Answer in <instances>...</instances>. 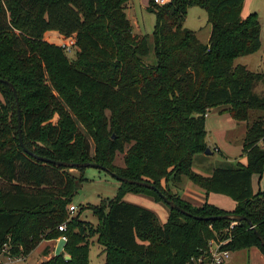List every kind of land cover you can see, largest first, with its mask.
Wrapping results in <instances>:
<instances>
[{
	"label": "trees",
	"instance_id": "obj_1",
	"mask_svg": "<svg viewBox=\"0 0 264 264\" xmlns=\"http://www.w3.org/2000/svg\"><path fill=\"white\" fill-rule=\"evenodd\" d=\"M126 2L0 0V79L15 91L21 143L34 155L71 164L22 150L13 94L0 80V244L26 254L41 239L64 236L60 252L39 264H87L92 241L101 264H184L231 221L211 216L240 214L249 222L233 225L228 248L254 246L264 256L254 231L264 239V189L251 187V175L260 178L264 169V118L248 120L251 110L264 111V97L253 90L264 84V70L233 64L260 46L256 12L242 17L243 0H148L152 28L138 33ZM189 6L206 13V42L182 25ZM49 30L73 38L71 56L44 38ZM211 108L246 120V162L202 175L191 163L207 146L204 114ZM116 152L123 153L121 167L112 163ZM83 162L153 188L118 180L111 197L88 206L95 224L81 219L80 209L68 216ZM182 176L204 195L228 196L233 208L182 199L174 188ZM125 193L163 202L161 193L181 211L163 202L167 214L158 222L153 211L123 200Z\"/></svg>",
	"mask_w": 264,
	"mask_h": 264
},
{
	"label": "rangeland",
	"instance_id": "obj_2",
	"mask_svg": "<svg viewBox=\"0 0 264 264\" xmlns=\"http://www.w3.org/2000/svg\"><path fill=\"white\" fill-rule=\"evenodd\" d=\"M245 4L248 6L250 12H256L259 23L261 26V35L262 41L259 48L249 54L239 55L234 58L233 64H243L249 70L252 71H263L264 70V0H245ZM139 24H143L149 28L145 33H149L152 28V17L150 15L144 16L143 19L140 18V15H137ZM206 21V13L204 9L198 6H189L186 9L182 25L186 28H192L195 31V36L198 37L200 41H205V36L209 30V24ZM142 27V26H141ZM188 28V29H189ZM52 32L53 37L48 34ZM46 40L51 41L57 44L63 43L66 38L54 33V31H47ZM261 40V39H260ZM206 42V41H205ZM73 52V46L70 47L69 51H66V55L71 56ZM147 56L152 59V50L151 43L149 42V50ZM253 90L259 95L264 97V84L262 82H257ZM1 99V97H0ZM219 108H211L205 112L206 120V135L205 140L207 142V148H209L210 153L201 152L194 155L191 163V170L198 172L202 175H207L199 172V170L211 169L217 166H228L239 161L241 163L246 162V156L242 152V140H243V126L246 124V120H236L235 125L229 128H225L223 135H217L216 124L213 123V118L218 114L217 111ZM224 112V111H223ZM261 115L264 118V111L260 110H251L248 120L254 116ZM245 133V132H244ZM241 145V146H240ZM219 147L215 150L214 147ZM91 151V144H90ZM112 163L115 166L121 167L123 165V153L116 152L112 158ZM199 169V170H198ZM207 170V171H208ZM72 173L77 174L76 170H70ZM262 178L259 181V186L264 189V169L262 172ZM82 177L76 190L72 193L69 204L75 206V209L72 212H67V215L75 213L78 209L79 217L83 220L89 221L92 224H95L96 218L91 213L89 205L97 204L99 199L105 197H111L118 183V180L114 178L109 172L105 171L102 168L86 165L82 168ZM172 184H169V191L173 192ZM177 187L174 188L177 190V193L182 199L189 201L192 204H201L202 196L195 194V189L199 188L194 183L187 180L182 176L179 182L176 183ZM200 189V188H199ZM198 190V189H196ZM202 190V189H201ZM203 191V190H202ZM204 192V191H203ZM128 194L125 196L127 197ZM133 195V194H132ZM134 199V198H130ZM205 199V198H204ZM203 199V200H204ZM206 200V199H205ZM151 208H155V212L158 215L163 214L162 210H167L165 204L161 201L152 202L150 201ZM67 207V206H66ZM159 208H162L159 211ZM60 237V236H58ZM57 237V238H58ZM57 238L53 239H41L39 240L33 248H31L26 254L20 255V260L16 261L15 264H39L46 260L50 255L53 254L54 245ZM94 236L92 237L93 240ZM99 245L92 241L88 245L87 249V264H101L102 254L99 252ZM66 255V254H64ZM263 257V254L258 251L254 246L248 248H240L236 250H231L230 258L228 264H259V261ZM3 260L2 258H0ZM227 261V260H226ZM2 264L4 261H2Z\"/></svg>",
	"mask_w": 264,
	"mask_h": 264
},
{
	"label": "crops",
	"instance_id": "obj_3",
	"mask_svg": "<svg viewBox=\"0 0 264 264\" xmlns=\"http://www.w3.org/2000/svg\"><path fill=\"white\" fill-rule=\"evenodd\" d=\"M147 3H148V0H127V2H126V8H125L126 17L128 18V20L130 22L132 30L135 31V32L145 33V31L149 30V28L147 26H145L143 24H141V25L139 24V20L140 19L137 16V15H140V18L143 19L145 14H146V15H150L152 17V20H153L152 13L149 12L146 9ZM248 12H250V10H249L248 6L245 4V0H243V4H242L241 11H240V15L243 17ZM208 28H209V30L207 31L208 33L205 36V38H206L205 41L208 40V37H209V34H210V25L208 26ZM189 29L193 30L192 28H189ZM48 35L52 36V37L54 36L52 32H50ZM46 37H47V35H44V38H46ZM260 39H261L260 40V43H261V41H262L261 26H260ZM205 41H203V42H205ZM217 112H218V114H216V116L213 118V123L216 124V126H217V129H216L217 135L218 134L219 135L220 134L223 135L224 131H225V128H229V127L234 126L236 124L235 123L236 120L233 119L225 111L224 112L223 111H221V112L217 111ZM245 125L243 126L244 132H245ZM205 128H206V120H205ZM206 132H207V130H206ZM244 132H243V134H244ZM214 148L216 150L219 147L215 146ZM241 148H242V146H241ZM211 169H209V170L208 169H204V170H199L198 169V170H199V172H201L203 174H209ZM261 178H262V175L259 178L258 174H256V173H253L251 175V187H252L253 191H256L257 189H262L259 186V181H260ZM199 188H196L198 190L195 189V194H198V195L202 196V201H204L206 199L208 202H210L212 204H215V205H217L219 207H222V208H225V209H232L233 208L234 201L232 199H230L228 196L223 195V194H219V193H212V192L208 193L207 195H204V192L201 190V188L200 189ZM126 194H128L127 197L125 196ZM130 198H134V199H130ZM122 199L125 200V201H128V202H132V203H135L137 205L143 206V207L153 211L154 214L157 217L158 222H163L165 217H166L167 210L165 211V210H162V208H159V211L162 210L163 214L158 215V213L155 212V208L153 209V208H151L149 206V204L151 205L150 201L155 202L149 196H146V195H143V194H139V193H125L122 196ZM229 258H230V254H229V257L226 259L227 261L225 260L221 264H228ZM259 264H264V258L260 259Z\"/></svg>",
	"mask_w": 264,
	"mask_h": 264
},
{
	"label": "built area",
	"instance_id": "obj_4",
	"mask_svg": "<svg viewBox=\"0 0 264 264\" xmlns=\"http://www.w3.org/2000/svg\"><path fill=\"white\" fill-rule=\"evenodd\" d=\"M155 3H162L164 0H152ZM73 38L68 37L66 40L60 44L63 50L69 51L72 46ZM67 209L69 212H72L75 209V206L72 204L67 205ZM236 220H231L228 224V227L225 228L221 233V235H216L215 237L209 238L207 241L206 249L195 256H190L184 264H221L224 262L231 252L228 248L227 243L231 240V232L233 225L236 224ZM57 230L63 229V223L56 225ZM64 240V236L60 235ZM20 255L11 253L9 250V245L6 242L0 244V264L2 261L6 264H15L16 261L20 260Z\"/></svg>",
	"mask_w": 264,
	"mask_h": 264
},
{
	"label": "water",
	"instance_id": "obj_5",
	"mask_svg": "<svg viewBox=\"0 0 264 264\" xmlns=\"http://www.w3.org/2000/svg\"><path fill=\"white\" fill-rule=\"evenodd\" d=\"M1 81H3L4 83H6V85L10 88L12 94H13V98H14V101H15V108H16V128H17V138H18V142L22 148V150L29 154V155H32L35 159H39V160H42V161H49L55 165H68V166H71L70 163H65V162H60L58 160H52V159H47L45 157H40V156H37V155H34L32 154L30 151H28L24 146L23 144L21 143V140H20V136H19V133H18V111H17V102H16V95H15V91H14V88L13 86L11 85L10 82L4 80V79H0ZM205 153H210V150L209 148H205L204 150ZM81 165L83 166H86V165H90V166H95L96 167V164L94 163H91V162H83ZM110 174L116 178L117 180H123V181H127V182H134V183H137V184H140V185H143V186H146V187H151L153 188V185L147 183V182H143V181H133V180H129V179H124V178H119L118 176H116L114 173L110 172ZM160 198L163 200V202H165L169 207H174L176 208L177 210L181 211L180 208L176 207V205L168 198H166L164 195H162L161 193H158ZM212 218H216V217H228L230 218L231 220H236V221H239V220H246L249 222V219L244 216V215H240V214H232V215H229V214H222V215H217V216H211ZM255 233H256V236L258 237V239L261 241V243L264 245V239L261 237V235L259 234V232H257L255 229H254ZM64 240L63 238L61 237H58L57 240H56V243L54 245V249H53V254H58L61 250V247H62V244H63ZM63 258H68L67 255H63Z\"/></svg>",
	"mask_w": 264,
	"mask_h": 264
}]
</instances>
